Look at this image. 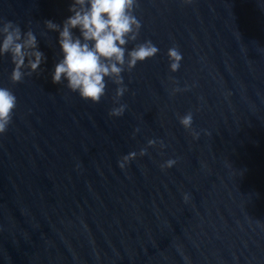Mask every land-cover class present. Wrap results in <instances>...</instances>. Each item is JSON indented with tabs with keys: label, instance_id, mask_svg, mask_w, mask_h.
Instances as JSON below:
<instances>
[{
	"label": "water",
	"instance_id": "95a60500",
	"mask_svg": "<svg viewBox=\"0 0 264 264\" xmlns=\"http://www.w3.org/2000/svg\"><path fill=\"white\" fill-rule=\"evenodd\" d=\"M68 3L0 0L44 57L15 83L0 57L16 96L0 133V264H264V0H138L132 43L159 51L121 73L117 117L110 80L91 103L49 78L58 48L43 21L60 23ZM189 111L209 134L180 125Z\"/></svg>",
	"mask_w": 264,
	"mask_h": 264
},
{
	"label": "clouds",
	"instance_id": "9594fccd",
	"mask_svg": "<svg viewBox=\"0 0 264 264\" xmlns=\"http://www.w3.org/2000/svg\"><path fill=\"white\" fill-rule=\"evenodd\" d=\"M137 3L138 0H69V14L60 23L45 19L43 28L56 32L58 48V59L49 73L51 82H63L65 88L75 92L82 100L96 103L105 94L106 80H110L115 88L108 115H122L127 105L120 102V97L127 91V85L123 83L121 73L159 51L149 39L132 43L137 40L141 27L134 14ZM129 44L131 47H128ZM5 54L12 65L8 79L13 83L37 72L44 58L36 47V34L31 28L22 30L14 21L0 17V57ZM166 55L169 71L175 72L182 58L180 51L171 46ZM179 90L176 86L171 92ZM15 106V94L8 87L0 86V133L9 125ZM192 118L191 111L185 112L178 117V122L191 131L194 139L201 131L209 134L205 129H193ZM137 131L134 127L131 135L134 136ZM156 143L161 148L165 146L159 138L146 140L148 146ZM145 152V148L129 151L117 159L116 165L123 170L138 154L144 155ZM174 162L169 158L160 166L170 167ZM187 197L185 193L184 198Z\"/></svg>",
	"mask_w": 264,
	"mask_h": 264
}]
</instances>
